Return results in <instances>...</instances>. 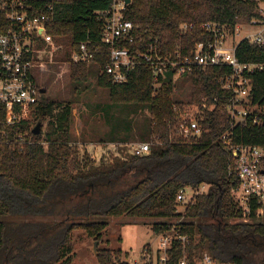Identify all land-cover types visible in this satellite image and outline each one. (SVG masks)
I'll use <instances>...</instances> for the list:
<instances>
[{"label": "trees", "instance_id": "trees-1", "mask_svg": "<svg viewBox=\"0 0 264 264\" xmlns=\"http://www.w3.org/2000/svg\"><path fill=\"white\" fill-rule=\"evenodd\" d=\"M105 0H64L57 6L49 34L64 46L54 58L69 62L70 82L81 89L99 68L98 85L108 89L110 102L101 109L110 127L105 143L133 140L152 142L146 156H120L99 164L82 162L71 135L73 102L40 100L23 112L21 128L32 141L23 150L5 149L0 155V264H75L73 230H83L100 243L108 224L100 218L129 217L157 220L154 234L177 223L220 264H264V217L252 205L245 216L238 209L233 190L239 185L232 157L221 137L231 131L219 106L204 122L207 134L185 145L172 139L176 99L172 76L155 90L154 75L137 67L124 84H114L102 74L106 58L74 64L72 51L89 38L98 40L101 23L94 11L106 8ZM254 5L243 0H132L126 19L136 28L148 29L164 50H191L206 39L197 27L206 22L234 26L254 15ZM183 24L196 27L187 33ZM237 55L242 63L261 64L251 75L252 100L264 107V51L242 42ZM226 68H195L183 76L190 80L189 99L228 97L218 85ZM221 105V102L218 105ZM100 107V108H99ZM42 120L40 135L32 128ZM235 144L264 146V116L259 126L241 124L232 130ZM207 191L180 212L177 196L185 188ZM247 218L250 221L233 222ZM98 264H129L122 251L99 250ZM123 257V258H122Z\"/></svg>", "mask_w": 264, "mask_h": 264}, {"label": "built area", "instance_id": "built-area-1", "mask_svg": "<svg viewBox=\"0 0 264 264\" xmlns=\"http://www.w3.org/2000/svg\"><path fill=\"white\" fill-rule=\"evenodd\" d=\"M64 0H0V155L9 148L23 150L32 143L29 132L21 128L23 112L36 105L42 95L43 85H38L45 71L55 64V57L64 52V46L49 34L48 26L56 19L57 6ZM106 8L94 11V18L101 23L98 40L88 39L71 53L74 64L92 63L105 57L102 74L114 84H124L137 67H145L154 75V88L172 76L178 78L193 72L195 68H226L228 72L218 79V85L229 96L207 97L196 103L191 100L173 104L175 123L172 139L177 143H197L207 134L204 122L218 106L226 114L231 131L221 137L222 144L232 157L231 168L236 170L239 185L233 190L235 203L245 216L252 205L264 209V146L235 144L232 130L241 124L259 126L263 121L264 107L252 100L251 75L262 68L261 64L242 63L237 51L242 42L257 46L264 51V0H243L254 5V15L241 19L234 26L206 22L197 27L206 36L187 52L181 48L164 50L159 39L148 29L136 28L126 19V11L132 3L126 0H105ZM194 24H183L181 31H192ZM250 30V31H249ZM246 34L235 41L241 33ZM239 33V34H237ZM69 64V62H68ZM221 102V105L218 103ZM152 142H138L129 147L132 156H146ZM116 151L126 147L112 144ZM120 152L117 156H120ZM208 189L180 190L177 204L180 212L194 204L197 196ZM157 243L145 246L141 251L142 264H220L207 251H200L197 241L174 223L161 233L154 234Z\"/></svg>", "mask_w": 264, "mask_h": 264}, {"label": "rangeland", "instance_id": "rangeland-1", "mask_svg": "<svg viewBox=\"0 0 264 264\" xmlns=\"http://www.w3.org/2000/svg\"><path fill=\"white\" fill-rule=\"evenodd\" d=\"M250 31V30H249ZM239 34V33H237ZM246 32L241 33L235 38V41L241 39ZM58 64V63H57ZM57 64L50 65L48 71L42 75L41 81L38 79V73L33 70L38 85H43L46 93L40 96V100L50 99L55 101L73 102V114L71 118V135L75 142L72 144L73 151H77L82 162H91L99 164L102 160L109 162L117 156L112 144L105 143L101 139L108 136L110 127L106 124L101 109L98 111L96 106L103 107L110 102V94L108 89L98 85L97 77L99 68L92 64V75L86 83L81 85V89L75 90L70 82L69 64L61 63L58 68ZM190 80L178 78L175 86L176 99L185 102L189 101V92L191 88ZM99 107V108H100ZM44 132L45 127L42 126ZM141 142L133 140L123 144L125 156L130 155L129 147ZM121 150V149H120ZM187 195L190 194L187 188ZM264 217L263 212L259 215ZM108 224L106 231L103 233L99 250L122 251L124 260L129 264H142L141 251L150 244H156L157 240L154 236L152 225L157 220H145L140 218L129 217H112L100 218ZM250 221L247 218L237 219L233 222ZM71 244L74 248L75 264H98L93 246L95 240L91 238L83 230H73L71 234ZM122 257V258H123Z\"/></svg>", "mask_w": 264, "mask_h": 264}, {"label": "water", "instance_id": "water-1", "mask_svg": "<svg viewBox=\"0 0 264 264\" xmlns=\"http://www.w3.org/2000/svg\"><path fill=\"white\" fill-rule=\"evenodd\" d=\"M127 1V3H130L131 2V0H126ZM41 93L42 94H45L46 93V89H41ZM43 125H42V120H39L37 123H36V125L32 128V133L34 134V135H40L41 133H42V127ZM98 241H96L95 243H94V246H93V251H94V253H95V255L97 256V254H98Z\"/></svg>", "mask_w": 264, "mask_h": 264}]
</instances>
